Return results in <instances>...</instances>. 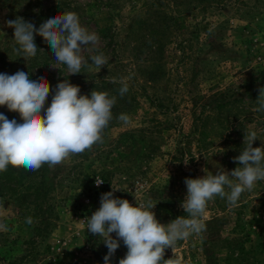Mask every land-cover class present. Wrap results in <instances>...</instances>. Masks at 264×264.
<instances>
[{"label":"rangeland","instance_id":"374dc122","mask_svg":"<svg viewBox=\"0 0 264 264\" xmlns=\"http://www.w3.org/2000/svg\"><path fill=\"white\" fill-rule=\"evenodd\" d=\"M186 7L176 6L174 0H0V73L24 71L32 79H46L50 94L45 108L59 82L87 83L100 74L127 80L133 98L131 109L123 112L130 117L129 124L117 119L103 133V143L70 155L53 168L46 164L42 178L51 189L41 216H28L31 223H27V208L21 211L14 199L0 195V223L8 228L0 230V264H104V237L86 229L102 193L113 191L114 197L133 206L151 199L156 219L167 224L188 217L181 207L185 178L240 166L233 158L246 147L249 131L257 133L253 147H264V111H256L258 89L264 87V0L219 4L208 0L183 11ZM151 9L170 17L162 53L164 74L156 81L143 74L150 66L146 50L135 48L147 39L151 25L162 28L151 20ZM66 12L77 13L81 25L99 37L96 45L82 47L87 64L81 73L70 74L56 59L40 64L39 58L17 55L14 29L6 21L23 18L39 27ZM35 43L40 49L50 47L44 39ZM100 48L111 74L98 71L90 59ZM225 99V107L215 106ZM201 108L211 116L202 137L191 130ZM0 113L20 122L19 114L6 106H0ZM96 177L104 180L101 187L95 185ZM203 219L206 231L178 241L173 251L165 250L164 259L180 256L184 264H264V180L242 193L235 206L226 197L215 196ZM126 252L120 241L111 264H119Z\"/></svg>","mask_w":264,"mask_h":264},{"label":"clouds","instance_id":"9594fccd","mask_svg":"<svg viewBox=\"0 0 264 264\" xmlns=\"http://www.w3.org/2000/svg\"><path fill=\"white\" fill-rule=\"evenodd\" d=\"M6 26L14 29L13 39L19 45L14 48L17 55L24 59L34 57L37 53L34 36L39 35L50 45L56 61L66 65L70 74L81 73L82 66L87 64L81 55L82 47L99 42L98 35L82 26L75 12L53 15L39 27L23 18L8 20ZM90 59L98 71L108 63L103 53L92 55ZM120 84L118 91L123 97L129 85L125 79H121ZM52 91L51 103L45 108L50 94L46 79H32L31 74L24 71L12 75L0 73V106H6L20 117L18 123L0 113V172L7 171L9 165L30 171L44 164L53 168L70 155L84 153L94 144L103 143L104 129L113 119L116 97L93 90L90 96L80 95L79 86L68 79L59 82ZM258 92L256 111H264V87ZM117 119L123 124L131 122L124 113ZM257 139L256 131H249L246 147L233 158L240 166L230 172L218 170L199 178H185L187 192L181 207L188 213L187 218L179 216L162 224L152 211L156 203L151 199L133 206L126 199L114 197L113 191L102 193L100 207L88 217L86 229L104 237L107 247L104 264H111L120 241L127 252L119 264H184L180 256L164 259L165 250L173 251L178 241L206 231L203 218L208 202L215 196L226 197L228 203L235 206L242 193L251 191L257 181L264 180V147H253ZM103 183L102 178L96 177L97 187ZM26 222L31 223V217ZM0 230L8 228L0 223Z\"/></svg>","mask_w":264,"mask_h":264},{"label":"trees","instance_id":"16d2710c","mask_svg":"<svg viewBox=\"0 0 264 264\" xmlns=\"http://www.w3.org/2000/svg\"><path fill=\"white\" fill-rule=\"evenodd\" d=\"M215 4L222 3L225 0H211ZM231 1V0H226ZM176 6L178 5H187L186 9L183 11H187L191 8L197 7L198 5L208 3V0H183L177 1L174 0ZM207 2V3H206ZM152 5V4H151ZM68 6V5H67ZM69 8V7H67ZM74 8V7H73ZM167 14L163 11H160L158 9H151V20L156 23H160L159 27H162L161 30H157L151 25V31L149 32V35L147 39L143 43L137 42L135 48L136 51L143 49L145 51L144 58L146 59V62L149 61L150 66L145 67L143 74L145 78H147L149 81H156L164 74V68L162 65V53L164 50V40L169 36V22L168 19L170 17L167 16ZM152 24V23H151ZM34 40H42L43 38L40 36H37ZM111 40V38L109 39ZM151 40V43H150ZM146 42V43H145ZM109 44V43H106ZM102 52V49L95 51L94 54H99ZM2 55L0 53V59ZM30 58V57H29ZM39 58L40 64H45L48 61H53L54 54L52 53L51 47L40 49L37 48V53L33 57ZM32 58V59H33ZM41 58H44V61H41ZM110 64V63H109ZM101 72L107 73L110 71V67L108 64H106L104 67H102ZM111 74V73H107ZM75 85L79 86L80 88V95H88L90 96L91 91H97V92H107L109 96H115L116 97V104L112 108V114L113 119L109 122V125L107 128L104 129V132L114 125V123L117 120V117L128 110L131 109L133 98L128 94V92L121 97L119 95V88L121 87L120 81H115L109 77H104L100 74V77H95L94 80L89 81L87 83H79ZM228 104V99H225V102L223 103H217L215 106H217L219 109L222 107H225ZM195 105V103L193 104ZM202 106H204L202 104ZM240 113V110H236V113L234 115H237ZM203 113V109L198 112L196 117L193 118V123L191 124V130L194 133H197L198 136L202 137L203 134H205L206 130H203V127L207 124L206 121L211 118L210 114ZM237 117V116H236ZM103 132V133H104ZM96 146V145H94ZM93 147V146H92ZM91 150V149H90ZM90 150H86L85 152H88ZM46 171V164H44L40 169L35 171L26 170L22 167L14 168L11 165L8 166L7 171L0 172V195L1 196H7L14 199L19 206V210H24V214L26 217L31 216L33 218H38L37 216H41L44 212V206L48 200V195L51 189V186L46 184V182L43 180V175ZM102 184L99 186L101 187ZM28 206L32 209H28ZM48 206V205H47ZM47 208V207H45ZM32 211V214L30 213ZM186 215L188 213L184 212ZM40 214V215H39ZM41 218V217H40ZM46 224L44 225V228L46 227Z\"/></svg>","mask_w":264,"mask_h":264}]
</instances>
